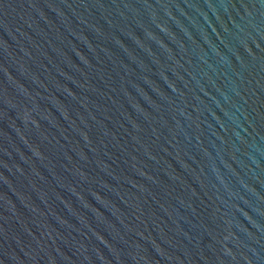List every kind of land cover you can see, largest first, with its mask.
I'll return each instance as SVG.
<instances>
[{"label": "water", "instance_id": "95a60500", "mask_svg": "<svg viewBox=\"0 0 264 264\" xmlns=\"http://www.w3.org/2000/svg\"><path fill=\"white\" fill-rule=\"evenodd\" d=\"M0 264H264V0H0Z\"/></svg>", "mask_w": 264, "mask_h": 264}]
</instances>
